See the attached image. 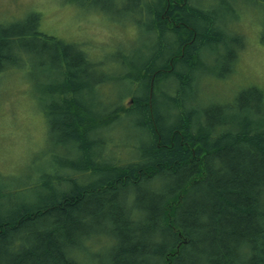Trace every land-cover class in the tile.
<instances>
[{
    "label": "trees",
    "instance_id": "obj_1",
    "mask_svg": "<svg viewBox=\"0 0 264 264\" xmlns=\"http://www.w3.org/2000/svg\"><path fill=\"white\" fill-rule=\"evenodd\" d=\"M254 1L264 9V0ZM147 2L154 50L106 74L87 54H69L77 42L38 32V14L19 21L0 12V100L20 89L12 73L38 60L35 43L56 60L38 97L49 158L20 178L0 174V264H264V90L195 103L200 91L191 83L208 87L193 72L219 67L200 59L205 44L218 41L215 20L194 0L137 5ZM239 32L241 56L249 41ZM229 58L231 74L240 57L231 50ZM114 76L126 83L123 98H85L91 79L101 86ZM122 117L132 118L139 138L105 142L101 129ZM104 245L100 263L95 251Z\"/></svg>",
    "mask_w": 264,
    "mask_h": 264
},
{
    "label": "rangeland",
    "instance_id": "obj_2",
    "mask_svg": "<svg viewBox=\"0 0 264 264\" xmlns=\"http://www.w3.org/2000/svg\"><path fill=\"white\" fill-rule=\"evenodd\" d=\"M193 5L208 13L216 24L215 37L218 41L205 44L200 59L207 66L211 67L213 63L219 66L213 73L202 75L198 70L193 72L199 81L203 79L200 84L208 87L202 92L199 84L191 83L192 88L196 87L200 91L196 94L198 101L195 103L206 105L201 101L204 98L207 101L229 102L248 86L264 90V45L260 41L264 23L262 5L254 0H194ZM146 6L148 2L138 7L137 0H0V12H8L19 21L31 13L38 14V32L54 36L69 45L77 42L79 47L74 45L77 52L71 51L69 54L78 58V61H81V54L85 58L87 54L93 65L101 63L98 74L109 73L122 60H136L139 51L154 50L156 40L145 29ZM240 26L249 41V48L241 56L237 45L241 37ZM35 44L34 57L38 60L31 58L25 71L16 70L12 73V76H18L15 84L20 89L0 100V174L7 172L5 176L12 179L20 178L30 169L44 163L49 158L45 155V149H51L46 125L42 128L41 116H37L41 113L38 97L46 84V67L56 60L50 59L51 53L54 54L51 47L46 52L41 42ZM28 46L29 43L25 46L26 56L33 51ZM231 50L234 56L240 58L230 74ZM215 73L227 77L216 79ZM40 77L43 78L41 81L38 80ZM116 78L112 77L111 81L101 86L94 85L91 79L88 90L82 91L85 98L93 96L91 102L95 105H102L101 96L111 100L123 98L128 93L126 83ZM170 84L176 85V80H170ZM5 87L4 79L1 78L0 90ZM194 94L190 91L193 100ZM128 102L125 99L123 104ZM134 125L131 117H122L101 129V134L105 142L117 139L121 143H129L139 138L138 128ZM119 155L123 157V152ZM109 248L110 245H104L95 251L100 263L105 262L104 256Z\"/></svg>",
    "mask_w": 264,
    "mask_h": 264
},
{
    "label": "bare ground",
    "instance_id": "obj_3",
    "mask_svg": "<svg viewBox=\"0 0 264 264\" xmlns=\"http://www.w3.org/2000/svg\"><path fill=\"white\" fill-rule=\"evenodd\" d=\"M137 1H139V0H137Z\"/></svg>",
    "mask_w": 264,
    "mask_h": 264
}]
</instances>
